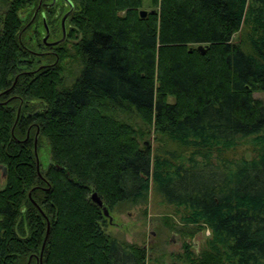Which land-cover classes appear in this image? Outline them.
Segmentation results:
<instances>
[{
    "label": "trees",
    "instance_id": "trees-1",
    "mask_svg": "<svg viewBox=\"0 0 264 264\" xmlns=\"http://www.w3.org/2000/svg\"><path fill=\"white\" fill-rule=\"evenodd\" d=\"M46 1L0 12V264H145L89 194L107 210L145 203L149 181L179 222L209 230L178 258L264 264V0H150L144 16L142 0H65L52 45ZM144 128L164 146L139 141ZM240 143L248 158L226 156Z\"/></svg>",
    "mask_w": 264,
    "mask_h": 264
},
{
    "label": "rangeland",
    "instance_id": "rangeland-1",
    "mask_svg": "<svg viewBox=\"0 0 264 264\" xmlns=\"http://www.w3.org/2000/svg\"><path fill=\"white\" fill-rule=\"evenodd\" d=\"M48 1L49 0L46 2ZM3 8V0H0V12ZM140 9L151 10L150 0H142ZM28 10L29 8H25L24 14H26ZM66 11L67 5L63 1L58 0L57 5L54 6L53 15L56 29L52 35H49L47 39L49 42L61 37L59 22L61 16H63ZM37 25L40 38L43 34V30L40 22ZM32 29L35 30L34 27L29 31L27 30L25 42H28L30 39V46L33 47L35 46L36 39L28 37ZM237 35L238 33L233 34V41L237 40ZM66 46H68V44ZM38 60L40 64L43 63L42 59ZM65 62L64 60V63ZM65 68L69 69V66ZM67 75L68 73L65 72L64 76L67 77ZM252 96L264 100V91L253 92ZM132 124L137 128L140 123ZM141 131L143 136L139 141L147 143L152 152H155L160 146H164L163 140L156 136L151 129L147 130V128H144ZM250 150L249 144L240 143L231 151L225 152V154L233 158L241 156L248 158L250 156ZM47 160L48 147L45 142L42 141V146L38 153V161L42 171L46 168ZM3 183V176L0 175V187L3 186ZM108 213L111 216V222L109 223L108 219L104 217V231L118 240L143 247L146 255L145 264H191L184 260V258H178L184 251L182 243H188L192 256H196L199 254L200 250L205 247L206 240L210 236L207 228L198 229L196 226L179 222V212H177V215L172 207L163 204L160 199L154 195L151 181H149L145 203L122 205L108 210ZM166 221L167 224L164 223ZM169 224L174 225V227H171Z\"/></svg>",
    "mask_w": 264,
    "mask_h": 264
},
{
    "label": "water",
    "instance_id": "water-1",
    "mask_svg": "<svg viewBox=\"0 0 264 264\" xmlns=\"http://www.w3.org/2000/svg\"><path fill=\"white\" fill-rule=\"evenodd\" d=\"M68 12L62 17V22H63L65 16L68 14ZM146 12H147V10L139 9L138 10V15L139 16H144L146 14ZM150 12H153V10H150ZM206 47H207V45H205V44L204 45L198 44L194 48L196 50H198L200 53H203L204 50L206 49ZM187 50L190 51L191 50V47H189ZM33 149H34V152H35V135H34V139H33ZM37 169L38 168H37V160H36V170ZM0 174H1V176H4V174H5V168L2 165H0ZM89 197H90L91 201H93L98 207H100L102 215L104 217H106L108 219V222L110 223L111 222V216L109 215L108 210L106 209V207L101 203L100 199L96 195V192L95 191H91L90 194H89ZM46 233H47V224H46L45 235H46ZM45 235H44V238H45ZM42 246H43V242L41 244L39 254H41Z\"/></svg>",
    "mask_w": 264,
    "mask_h": 264
},
{
    "label": "flooded vegetation",
    "instance_id": "flooded-vegetation-1",
    "mask_svg": "<svg viewBox=\"0 0 264 264\" xmlns=\"http://www.w3.org/2000/svg\"><path fill=\"white\" fill-rule=\"evenodd\" d=\"M57 1L58 0H51V1H49L48 3H49V5H51V6H55V5H57ZM61 1H63L65 4H66V2H65V0H61ZM40 3V2H39ZM69 11V9L63 14V16L67 13ZM69 13V12H68ZM43 15V14H42ZM41 15V18H40V23H41V26H42V30H43V34L41 35V40H42V42L43 43H46L47 45H52V44H57L60 40H62V38H63V32H64V21H65V18H66V16L68 15H66L65 16V18H64V20H63V22H62V17L63 16H61V20H60V22H59V24H60V31H61V37L59 38V39H57V40H52V41H48L47 39H48V37H49V35H50V28H49V25L47 24V22H46V18H45V16L43 15L42 16ZM35 135V134H34ZM33 138H34V136H33Z\"/></svg>",
    "mask_w": 264,
    "mask_h": 264
},
{
    "label": "bare ground",
    "instance_id": "bare-ground-1",
    "mask_svg": "<svg viewBox=\"0 0 264 264\" xmlns=\"http://www.w3.org/2000/svg\"><path fill=\"white\" fill-rule=\"evenodd\" d=\"M40 258V257H39ZM39 258H37V260H39Z\"/></svg>",
    "mask_w": 264,
    "mask_h": 264
}]
</instances>
